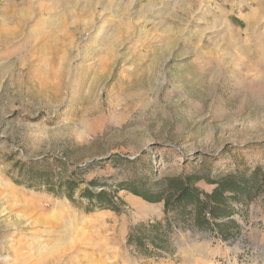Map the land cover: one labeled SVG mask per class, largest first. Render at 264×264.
I'll return each instance as SVG.
<instances>
[{
	"label": "rangeland",
	"instance_id": "374dc122",
	"mask_svg": "<svg viewBox=\"0 0 264 264\" xmlns=\"http://www.w3.org/2000/svg\"><path fill=\"white\" fill-rule=\"evenodd\" d=\"M16 166L79 182L76 202L152 169L264 174V0H0V264H264V181L233 237L174 224L148 258L127 234L162 203L87 214Z\"/></svg>",
	"mask_w": 264,
	"mask_h": 264
},
{
	"label": "trees",
	"instance_id": "16d2710c",
	"mask_svg": "<svg viewBox=\"0 0 264 264\" xmlns=\"http://www.w3.org/2000/svg\"><path fill=\"white\" fill-rule=\"evenodd\" d=\"M16 167L21 178L16 183L27 187L45 185L48 192L65 197L87 214L95 211L120 213V207L124 204L117 196L120 191L150 204L162 203L161 220L140 223L131 227L127 234V245L148 258H158L171 252L174 224L181 225L183 229L211 231L222 240L233 237L238 231L232 219L235 213L233 204L246 205L254 201L263 191L264 181L260 167L214 175L182 171L177 176L162 178H159L157 170L152 169L149 175H132L109 190L84 188L79 192L80 200L76 202L73 197L80 186L79 182L54 180L47 173ZM201 181L213 186L210 193L197 187Z\"/></svg>",
	"mask_w": 264,
	"mask_h": 264
},
{
	"label": "bare ground",
	"instance_id": "6f19581e",
	"mask_svg": "<svg viewBox=\"0 0 264 264\" xmlns=\"http://www.w3.org/2000/svg\"><path fill=\"white\" fill-rule=\"evenodd\" d=\"M132 205L134 206L136 212L140 215V216H152V214L155 213V209L153 207H148L146 205H143V203L141 202V200L136 199L132 201ZM34 206V205H33ZM32 207V206H31ZM36 207V206H34ZM37 208V207H36ZM57 217L58 220L61 219L59 222V224H62L63 229L61 231V233H63L64 235H70L72 232V224L75 223V216L74 214L69 211V210H65L64 213L62 214V211L59 209H56ZM39 222L41 224H46L47 223V219L49 218L47 215L44 216L42 214H39ZM101 241V240H100ZM106 244V243H105ZM103 246V245H102ZM70 249V248H69ZM103 250V249H102ZM100 251V250H99ZM109 251V250H108ZM111 251V250H110ZM113 261V260H112Z\"/></svg>",
	"mask_w": 264,
	"mask_h": 264
}]
</instances>
